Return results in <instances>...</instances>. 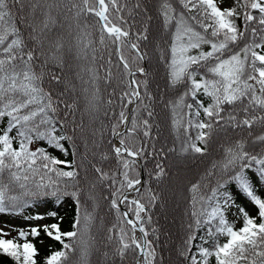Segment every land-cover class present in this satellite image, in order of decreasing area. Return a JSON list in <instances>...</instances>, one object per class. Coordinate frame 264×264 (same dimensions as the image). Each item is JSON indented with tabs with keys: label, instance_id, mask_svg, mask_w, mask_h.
<instances>
[{
	"label": "snow or ice",
	"instance_id": "obj_1",
	"mask_svg": "<svg viewBox=\"0 0 264 264\" xmlns=\"http://www.w3.org/2000/svg\"><path fill=\"white\" fill-rule=\"evenodd\" d=\"M221 3L223 0H156L163 26L170 34L161 59L167 65L169 86L178 90L177 98L169 102L175 140L180 144L178 155H209L214 137L227 135L230 130H246L250 138L239 136L221 142L219 158L191 183L190 222L178 255L188 264H211L213 260L214 264H264V132L253 135L254 126L264 128V0H232L227 8ZM128 8V0H0V214L22 216L25 221H55L13 229L17 237L12 239L4 238L10 233L0 227V264L7 259L13 264H39V250L33 240L42 234L62 246L44 258L43 264H90L96 217L95 205L90 211L87 201L94 197L80 187L77 164L49 151L50 147L67 155L65 143L70 142L75 156L76 139L71 133L82 127L68 129L73 123L69 117L79 111V105L76 99H65L67 93L76 90V84L65 77L66 56L71 49L59 30L68 35L73 29L81 30L76 37L75 58L92 66H81L75 79L87 85L82 91L91 109L99 98L100 80L111 84L115 79L113 68H122L119 83L124 90L117 96L120 111L112 113L118 118L110 129L118 140L108 142L117 167L110 173L92 165L98 180L109 181L110 187L118 184L111 193L117 197L111 200V207L119 213L118 199L125 189L139 193L137 186L142 181L137 168H146L150 158L159 170L156 178L166 174L155 158L166 159L177 149L157 150L152 143L156 139L151 123L154 110L146 100L154 97L149 91L148 73L138 64L147 56L139 41L148 40L149 29L144 25L133 35L136 21L129 24L121 14ZM141 8L140 0H135L128 17ZM87 15L98 18V41L91 39L87 31L90 25L81 23V17ZM240 20L242 25L237 23ZM97 43L107 52L106 57L98 55ZM125 49L133 50L135 56L130 58ZM101 60L103 77L95 67ZM133 65H137L135 70ZM137 74L145 79L137 80ZM111 96H116L115 89ZM107 103L114 101L109 99ZM130 105L131 120L126 111ZM122 125L124 132L119 130ZM41 141L47 146H39L37 142ZM255 146H259L258 151ZM84 148L87 150V143ZM100 158L106 161L110 156L105 152ZM230 185L254 205L255 215L236 202ZM64 197H71L78 209L72 231L62 230L63 218L56 210L24 215L33 206H58ZM142 199L129 200L126 195L120 199V203L135 206V219L124 221L131 226V234L119 228L114 257L123 262L132 253L134 264H157L154 242L147 239L149 231L144 227L145 221H152L147 207L157 197L150 195L147 206ZM233 208L243 220L238 229L226 215ZM121 215L127 217L128 212ZM115 230L116 225L108 230L109 242ZM137 230L142 233L140 240L135 236ZM201 230L203 235L194 245ZM156 231L152 229L153 234ZM220 237L226 238L223 243ZM39 243L43 244V239Z\"/></svg>",
	"mask_w": 264,
	"mask_h": 264
},
{
	"label": "trees",
	"instance_id": "obj_2",
	"mask_svg": "<svg viewBox=\"0 0 264 264\" xmlns=\"http://www.w3.org/2000/svg\"><path fill=\"white\" fill-rule=\"evenodd\" d=\"M135 0H128L129 8L125 9L122 15L129 20V24H132L133 20L136 21L132 31L133 35L138 29H141L144 25L148 26V40L139 41L140 47L143 52L147 53L145 60L139 61V66H147V79L149 84V91L154 97V100H146L147 103L152 105L154 110V117L151 120L153 124V136L156 137L152 141L156 149L161 147L167 149L169 147H176V153H168L167 158L162 156H157L155 159L158 160L165 168L166 174L157 179L156 172L158 169L154 168V161L150 158L147 163V167H143L145 183L140 189L139 193L133 199H143L141 200L146 206L148 205L149 196L155 195L157 200L153 202L152 206L147 207V215H151V223L145 221L144 227L149 231V236L147 239L154 242L156 251H157V264H188V261L183 260L179 255V251L183 248V241L186 238L188 233L187 225L190 222L188 216L189 212V192L188 188L191 183L200 179L203 176L206 169L211 166V163L218 159L221 153L219 144L223 141L229 139H236L239 136L247 137L246 130H237V132H232L231 130L227 135L221 133L219 136L214 137L213 143L210 146V154L200 157L198 154H192L188 156H180L179 148L180 144L175 140L174 130L172 128V114L170 111L169 102L173 101L178 96V90L173 89L169 86L167 78V65L163 59H161V50L167 49L168 44L170 43L169 36L170 34L165 30L163 26V19L160 15L158 8L156 6V0H140L142 4L141 9H135V15L133 17H128L127 12L131 9L132 4ZM232 3V0H230ZM231 6V4H230ZM147 8V11L144 8ZM255 14V13H254ZM151 16L152 19L148 20L147 17ZM98 18L87 15L81 17V23H87L90 27L87 28V31L91 33V39H99V29L100 23L97 22ZM238 24L242 25V20L237 21ZM65 35V43L68 49L71 51L68 52L66 56V61L68 67L65 69L66 80H71L76 84V90L74 92L67 93L65 99L71 100L76 99L79 105V111L75 113L74 116H70L69 119L73 123L68 124V129L76 125H81L82 127H76V131L71 133L76 139V154H72V144L70 142L65 143V148L68 149V154L63 155L59 151L53 150L49 147V151L57 156L60 159L76 163L78 170L80 172V187L86 194H91L94 197L93 201H87L89 204V210L92 209V205H95V225L93 227V235L95 236V243L93 245L91 254H90V264H134V260L131 258L132 253H129V258L125 261H120L118 257H114V249L116 246V241L119 238V228L123 227L125 231L130 233V227L124 221L126 217H123V213L120 208V199L123 194L128 190L123 191L122 196L118 199L119 203V213L116 209L111 207V200L117 199L111 195L113 190L118 187V184L109 186V181H100L97 179V174L93 171L92 165L101 166L105 171L111 173L117 165L112 153L110 152L109 140L112 143H116V138L113 137L110 133L112 124L118 118L117 115L120 111V102L117 99V96L124 90V85L119 83L121 78L122 68H113V73L115 79H113L111 84H105L104 80H100V92L99 98L95 102V109H91L86 98V94L82 91L83 87L87 85H81L79 81L75 79V73L80 70V67H90L88 61L77 60L75 54L77 52L76 48V37L80 35V29H73L71 35H68L64 30H59ZM96 47L100 49L98 55L107 56V52L102 46L98 43ZM207 47V46H205ZM90 51V50H89ZM258 52H261L260 49H257ZM125 54L129 55L130 58L135 56L133 50L125 49ZM264 54V52H261ZM113 61L116 62L115 54H113ZM104 61H98L95 67L99 68V75L103 77L105 75L103 67L101 65ZM137 65H133V70H135ZM85 74V79H87ZM137 80H144L145 77L137 74L135 77ZM115 89L116 96H111L110 93ZM112 99L114 103L109 105L107 101ZM207 101V98H204ZM189 102H191L189 100ZM131 109V105L126 109L128 115ZM108 113V115H105ZM143 116V113H141ZM132 115L129 120H131ZM201 119H204L203 115ZM124 126L122 125L119 130ZM195 130H193L194 132ZM260 132H264V128L260 126H254L253 135H257ZM102 133V135H101ZM250 139V138H248ZM39 146H47L46 142H37ZM87 143V150L84 148V144ZM147 146V145H146ZM34 147V146H33ZM250 147L251 144H250ZM256 150H259V146H255ZM107 152L110 156L109 160H102L101 154ZM82 154L87 155V159L83 158ZM64 170H71L70 168H65ZM137 171L139 172V178H142L141 168L138 167ZM117 179H122L118 177ZM214 179V178H213ZM95 184V188H92L91 185ZM150 190V191H149ZM230 192L234 193V198L239 200L240 205L244 206L252 215H255L256 209L254 205L248 200L246 196L239 193L237 190L233 189L232 186H229ZM261 194V193H258ZM264 198V194H261ZM246 198V201L243 199ZM51 198H49L50 200ZM132 200V199H129ZM47 211L56 210L59 217L63 218V223L61 228L63 231H72V224L74 218L77 216L78 209L75 204V201L71 197H64L63 202L54 206L52 203L46 205ZM41 206H33L25 210V212L37 210ZM126 207L133 219H135L134 205H129L126 202ZM46 211V212H47ZM24 212V213H25ZM239 213L234 208L233 211L229 210L227 212V219L230 222H234L235 227L238 229L242 226L243 220L241 218V223H238L233 214ZM144 216L145 214H141ZM118 216L120 217L118 219ZM240 216V215H239ZM0 217L5 218H14L7 214H0ZM55 222L54 220H49L47 224ZM113 225H116V230L111 234L113 240L108 241L109 229ZM27 227H20L23 229ZM152 229H156L155 234L152 233ZM197 241L199 243V237L203 235V230L196 233ZM136 236V232H135ZM159 237L157 240L156 237ZM17 237L15 235H10L4 238L12 239ZM138 240L141 239L140 236H136ZM39 239H43L44 243H39ZM39 239L33 240L36 243V246L39 250V264H43L44 258H46L52 251L60 250L61 245L58 242L51 240L50 238L44 236L43 234ZM225 237H220V242L223 243ZM23 242L22 240L20 241ZM205 247H209V244H205ZM196 251L195 246L193 247V252ZM104 253H108L107 257ZM4 264H13L10 259L4 260ZM211 264H214V260L211 261Z\"/></svg>",
	"mask_w": 264,
	"mask_h": 264
},
{
	"label": "rangeland",
	"instance_id": "obj_3",
	"mask_svg": "<svg viewBox=\"0 0 264 264\" xmlns=\"http://www.w3.org/2000/svg\"><path fill=\"white\" fill-rule=\"evenodd\" d=\"M230 0H223V3L220 4V6L222 8H227L230 6ZM205 50H208L207 47H205ZM36 145H34L35 147ZM246 198L243 199V201H246L245 200ZM238 203L239 200H237ZM47 206L46 205H43L41 207H39L37 210H33V211H29V212H25L24 215H28V214H32V215H35L36 213H44L47 211ZM233 209H231V211H233ZM233 217L235 218V220L238 222V223H241V218L240 216L237 214V213H234L233 214ZM49 220H52V219H46L44 221H25L23 219V217H14V218H5V217H0V227L4 228V230L6 232H9L10 235H15L17 232L13 229H19L20 227H28L29 224H36V223H40V224H47V222ZM9 226V227H6ZM9 235V236H10Z\"/></svg>",
	"mask_w": 264,
	"mask_h": 264
},
{
	"label": "water",
	"instance_id": "obj_4",
	"mask_svg": "<svg viewBox=\"0 0 264 264\" xmlns=\"http://www.w3.org/2000/svg\"><path fill=\"white\" fill-rule=\"evenodd\" d=\"M145 69L147 71L146 64H145ZM132 109H133V106L131 105V109H130V112H129V115H128L129 116V119H130V117L132 115ZM120 131L121 132H124L125 131V126ZM115 138H116V142H117L118 138L117 137H115ZM140 168H141V173H142V178H141L142 183H141V185H138L137 186L139 188V191L142 188L143 184L145 183V176H144L143 167H140ZM137 194H138V192L135 189H128L123 195L128 196V199H133ZM122 197H121V199H122ZM120 208H121V210H122L123 213L124 212H128V216L126 217V220L127 219H133L131 217V215H130L128 209H127V207H126V202L125 203H120ZM136 236H140L141 239L143 238L142 237V233H140L138 230L136 231Z\"/></svg>",
	"mask_w": 264,
	"mask_h": 264
}]
</instances>
